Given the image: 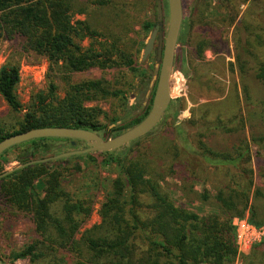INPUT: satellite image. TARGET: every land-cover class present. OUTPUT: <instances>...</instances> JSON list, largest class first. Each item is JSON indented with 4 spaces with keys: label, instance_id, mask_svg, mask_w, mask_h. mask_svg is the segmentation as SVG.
Masks as SVG:
<instances>
[{
    "label": "trees",
    "instance_id": "16d2710c",
    "mask_svg": "<svg viewBox=\"0 0 264 264\" xmlns=\"http://www.w3.org/2000/svg\"><path fill=\"white\" fill-rule=\"evenodd\" d=\"M126 1L0 0V44L17 40L24 53L45 58L65 84L61 97L53 77L48 75L46 92L34 94L27 105H22L15 94L20 78L18 64L7 63L1 67L0 97L12 118L8 121L0 119V142L40 128L81 129L103 137H115L146 117L150 106L144 109L142 118L130 116L135 108L129 106L128 92L122 89L123 86L119 87V82L114 84L103 78L78 83L71 81L74 74L95 69L133 71V46L128 32L133 31L134 24L140 23L142 31L149 34L156 21L154 24L141 22L140 11L125 4ZM162 6L167 9L166 0H162ZM97 10L107 11L111 16L115 27L110 33L98 31L89 20L90 13ZM74 16H84L85 21L73 20ZM187 27L184 19L179 41L187 35ZM85 41L90 42L86 49L83 47ZM207 48L205 40L197 42L196 58L202 59ZM185 68H179L183 77H187ZM154 71L152 66L148 72H139L140 90L136 94V104L144 99ZM239 75L241 79H254L264 94V65L247 71L241 66ZM243 96L246 115L263 124L264 99L258 101L259 109L250 114L248 111L256 106L245 85ZM102 101H115L119 108L107 125L100 120L103 111L89 107L91 103ZM242 115L240 108L228 122L218 117L202 125L230 134L233 124H244ZM197 143L198 146L187 152V157L181 161L184 169L189 171V176H183L182 180L186 184L189 181L195 183L199 172L223 169V179L213 183L211 190L204 188L197 198L201 205L214 209L216 214L198 216L174 205L163 192L161 185L165 179L181 166L179 156L165 168L164 164L148 160L144 154L130 159L116 155V150L99 154L104 157L103 166L114 167L117 172L111 189L100 203L101 223L85 231L79 239L76 236L91 215L93 198L71 194L65 189L64 180L82 171L79 165L68 167L69 163L88 160L92 164L91 154L32 165L1 178L0 215L26 216L36 235L29 245L12 251L7 262L2 263L234 264L237 249L233 221L247 218L252 226L264 228V185H255L254 173L247 167L252 157L250 144L257 148L255 154L264 160V133H251L250 144L244 141L228 153H217L200 141ZM81 145L85 146L79 141L63 139H38L16 145L0 156V175L5 173L4 165L11 161L6 156L16 150L13 160L21 166L39 157L42 160L59 148H79ZM142 194L150 199L148 216L140 204ZM253 249L251 258L260 252L259 261L264 264V242ZM244 259H248V264H256L254 260Z\"/></svg>",
    "mask_w": 264,
    "mask_h": 264
},
{
    "label": "rangeland",
    "instance_id": "374dc122",
    "mask_svg": "<svg viewBox=\"0 0 264 264\" xmlns=\"http://www.w3.org/2000/svg\"><path fill=\"white\" fill-rule=\"evenodd\" d=\"M135 1L128 0L125 4L140 11L141 22L154 24L157 18L156 1ZM182 7V21L184 19L187 21L188 32L181 41L178 39L175 49L170 106L159 124L147 136L128 144L115 154L124 155L130 159L144 154L148 160L159 161L160 164L165 165V168L176 159V156H179L181 166L176 167L172 175L165 179L161 185L163 192L174 201L177 207H183L198 216L213 215L216 211L201 205L197 198L204 188L211 190L213 183L223 179L224 170L207 169L197 174L198 182L189 181L186 184L182 178L183 176L187 178L189 171L184 169L181 161L187 157V152L198 146L199 141L217 153H228L244 141L250 144L251 133L255 135L264 133V123L255 121L257 119L251 120L250 116L246 115L243 87L245 85L249 89L251 102L256 106L248 111L250 114L255 109H259L257 104L262 98L264 99V94L254 79L250 77L241 79L239 75L241 66L247 71L249 68L255 70L260 65H264V0H182ZM167 15V9L163 8V39L167 30ZM110 18L107 11L97 10L90 13L89 20L94 22L98 31L108 34L115 27ZM72 19L85 21L84 16H74ZM149 35L150 33L146 34L142 31L140 23L134 24L133 31L128 32V38L133 46V71L95 69L82 74H74L71 81L78 83V81L103 78L114 84L119 82L117 83L119 87L123 86L122 89L128 92L129 106L135 108L130 116L133 119L142 118L144 109L151 106L154 87L149 89L148 86L144 99L136 104V94L140 90L139 72H148L153 66L155 71L152 72L151 78L158 74V69L155 67L157 65L155 51L145 61L141 60ZM200 40H205L208 48L202 54V59H197L196 45ZM89 44V41H85L83 47L86 49ZM7 63H15L19 66L20 78L15 94L22 105H27L34 94L46 92L48 75L53 77V83L59 88L58 94L63 97L65 84L59 80L61 75L56 70H51L45 58L24 53L17 40L3 41L0 44V68ZM184 66H186L184 70L187 72V77L179 73V68ZM89 107H98L103 111L104 116H101L100 120L105 125L110 123L113 112L119 109L115 101L91 103ZM240 108L243 109L244 124H233V132L230 134H222L219 130L207 129L202 125L205 122H213L218 117L223 122H228ZM11 118V112L0 97V119L8 121ZM190 120L193 123L189 124ZM84 148L83 145L79 148L66 146L45 157L52 158ZM250 148L252 157L247 167L254 173L255 185L263 187L264 160L255 154L257 148L253 144H250ZM16 153L17 150L6 156L11 161L4 165V172L19 167L13 160ZM99 154L101 153L91 154L94 160L92 164L88 160H78L68 164V167L79 165L82 171L64 180L65 189L78 197L93 198L91 215L82 225L76 239H79L85 231L101 223L100 203L103 202L107 190L111 189L112 180L117 177L114 167L103 166L104 157ZM37 160H41L40 157ZM203 181L205 184H202ZM183 195L186 198H183ZM140 201L144 214L148 216L150 199L148 200L142 194ZM242 220L247 221V218ZM34 239H36L34 227L26 216L0 215V258L4 263L7 262L6 258L12 251L23 249ZM263 242L264 238L257 245ZM235 247L237 258L234 264H248V259L244 258L261 264L259 261L261 254L257 252L259 249L255 251L257 252L255 257L251 258L255 246L239 252L235 239ZM26 263L15 262L14 264Z\"/></svg>",
    "mask_w": 264,
    "mask_h": 264
},
{
    "label": "water",
    "instance_id": "95a60500",
    "mask_svg": "<svg viewBox=\"0 0 264 264\" xmlns=\"http://www.w3.org/2000/svg\"><path fill=\"white\" fill-rule=\"evenodd\" d=\"M166 4L168 15L166 19L167 30L165 37L163 39V6L161 0H157L156 24L144 45L141 58L142 61H145L155 49V61L157 63L155 67L158 69V74L150 80L149 89L154 87V93L146 117L136 126L115 137H103L91 131L71 128H40L11 136L0 142V156L16 145L19 146L38 139L79 141L85 144V148L80 151L68 152L52 158L28 162L11 171L3 173L0 175V179L11 174L15 170L24 169L36 164L47 163L52 160L66 159L92 153H110L119 150L131 142L143 138L159 124L171 102L175 49L183 23L182 0H166ZM73 144L74 143H72V145ZM2 262L0 258V264H3Z\"/></svg>",
    "mask_w": 264,
    "mask_h": 264
},
{
    "label": "built area",
    "instance_id": "2783aa9c",
    "mask_svg": "<svg viewBox=\"0 0 264 264\" xmlns=\"http://www.w3.org/2000/svg\"><path fill=\"white\" fill-rule=\"evenodd\" d=\"M236 245L239 252L249 250L264 238V229L249 224L246 220H234Z\"/></svg>",
    "mask_w": 264,
    "mask_h": 264
},
{
    "label": "flooded vegetation",
    "instance_id": "af4514ba",
    "mask_svg": "<svg viewBox=\"0 0 264 264\" xmlns=\"http://www.w3.org/2000/svg\"><path fill=\"white\" fill-rule=\"evenodd\" d=\"M154 51H155V49H154ZM155 53H156V51H155Z\"/></svg>",
    "mask_w": 264,
    "mask_h": 264
}]
</instances>
